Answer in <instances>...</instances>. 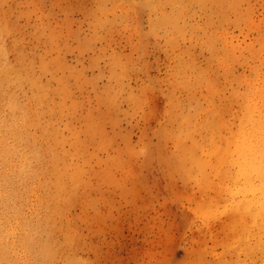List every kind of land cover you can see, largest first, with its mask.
I'll list each match as a JSON object with an SVG mask.
<instances>
[{
  "label": "rangeland",
  "instance_id": "374dc122",
  "mask_svg": "<svg viewBox=\"0 0 264 264\" xmlns=\"http://www.w3.org/2000/svg\"><path fill=\"white\" fill-rule=\"evenodd\" d=\"M140 2L0 0V140L22 136L32 163L24 184L0 174V264H264L247 178L194 162L231 135L202 132L212 104L237 131L249 73L172 53ZM205 5L190 24L219 15ZM178 59L200 75L189 88Z\"/></svg>",
  "mask_w": 264,
  "mask_h": 264
},
{
  "label": "bare ground",
  "instance_id": "6f19581e",
  "mask_svg": "<svg viewBox=\"0 0 264 264\" xmlns=\"http://www.w3.org/2000/svg\"><path fill=\"white\" fill-rule=\"evenodd\" d=\"M140 1L150 14L149 34L164 39L172 53L180 52V55L185 54L184 57L188 56L191 60V49L201 46L224 69L231 71L236 65H242L249 73L234 79L242 85V90L233 89L236 104L242 105V119L237 131L234 132L222 121L219 110L212 104L211 109L203 114L205 125L202 132L214 130V127L220 134L223 130H229L231 135L229 139H224L222 145L213 144L210 150L203 148V158H196L194 162L204 170L211 168L221 180L229 179L232 184L236 179L233 170L239 169L240 174L247 178L250 206L256 211L255 230L264 232V0ZM206 1L216 7L219 15L209 16L202 25L190 24L187 17L190 8L195 5L205 13ZM153 15L154 19L151 17ZM174 71L176 77L186 79L181 84L188 88L200 76L192 61L185 64L178 59ZM9 76L10 69L0 67V91L9 82ZM205 81H208L206 77ZM209 87L213 88L214 85L210 84ZM11 106L16 110L14 104ZM25 144L20 135L14 140V146L9 144L7 138L0 140V147L3 148L0 162L5 163L1 166L0 174H3L4 180L6 173L10 172L18 174L21 184L28 179L27 173L32 163L29 154H26ZM182 152L186 155L187 148L183 147ZM14 160L17 163L13 164ZM33 173L39 176L36 169ZM29 190L37 197L35 188ZM0 196H3L1 192ZM198 212L204 219L208 217L203 209ZM259 241L260 251L264 253V241Z\"/></svg>",
  "mask_w": 264,
  "mask_h": 264
}]
</instances>
